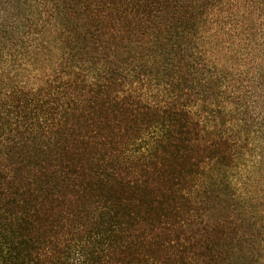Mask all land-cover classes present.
Instances as JSON below:
<instances>
[{
	"label": "trees",
	"instance_id": "16d2710c",
	"mask_svg": "<svg viewBox=\"0 0 264 264\" xmlns=\"http://www.w3.org/2000/svg\"><path fill=\"white\" fill-rule=\"evenodd\" d=\"M0 264H264V0H0Z\"/></svg>",
	"mask_w": 264,
	"mask_h": 264
}]
</instances>
